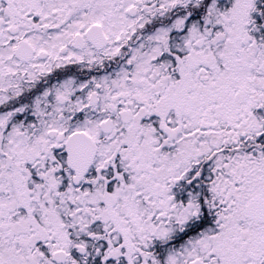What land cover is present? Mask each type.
I'll use <instances>...</instances> for the list:
<instances>
[{"label":"snow or ice","instance_id":"obj_1","mask_svg":"<svg viewBox=\"0 0 264 264\" xmlns=\"http://www.w3.org/2000/svg\"><path fill=\"white\" fill-rule=\"evenodd\" d=\"M0 264H264V0H0Z\"/></svg>","mask_w":264,"mask_h":264}]
</instances>
